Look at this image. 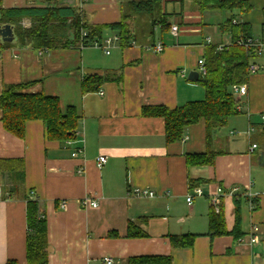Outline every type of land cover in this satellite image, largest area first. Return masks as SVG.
I'll use <instances>...</instances> for the list:
<instances>
[{"label":"crops","instance_id":"crops-1","mask_svg":"<svg viewBox=\"0 0 264 264\" xmlns=\"http://www.w3.org/2000/svg\"><path fill=\"white\" fill-rule=\"evenodd\" d=\"M248 3L251 8L237 18L252 29L261 23L263 30L264 0ZM60 4L78 7L88 24L104 26L102 37L119 35L111 25L122 19V0H1L0 8ZM163 11L166 18L157 14L147 32L138 29L143 15L137 16L127 39L115 41L109 54L80 42L43 48L15 44L0 52V96L9 84L34 81L33 93L57 96L63 108L75 106L81 115L68 143L48 139L42 120H29L25 135H15L3 126L0 109V160L24 161L23 171H0V264H27L29 198L39 200L47 218L48 264H107L105 258L128 264L134 257L156 256H171L173 264H264V75L251 73L247 94L236 96L234 117L246 113L243 131L215 128L207 142L201 120L168 142L164 117L145 114V108L173 109L205 98L204 86L189 74L196 70L203 76L208 37L213 44L231 42L222 26L236 16L234 10H202L195 0H165ZM217 11L228 15L219 23L205 22V15ZM175 24L178 36L171 33ZM159 41L165 48L156 52ZM89 75L104 80L98 90L83 92ZM209 150L215 153L212 165L188 164V155ZM100 155L107 158L102 166ZM137 188L156 195H136ZM219 188L228 230L235 222L234 197L242 200L240 238L209 234L211 199ZM85 198L97 206L85 205ZM131 222L133 232L144 235L129 236ZM254 225L259 241L250 243ZM184 234L197 235L193 246H174L171 237Z\"/></svg>","mask_w":264,"mask_h":264},{"label":"trees","instance_id":"trees-1","mask_svg":"<svg viewBox=\"0 0 264 264\" xmlns=\"http://www.w3.org/2000/svg\"><path fill=\"white\" fill-rule=\"evenodd\" d=\"M163 1L165 0H122L124 5L122 19L111 27L119 31L122 39H127L137 16L148 14L151 19L157 21V14L164 17L168 15L163 11ZM195 2L202 10L239 9L243 12L251 8L248 0H195ZM0 14V24H12L16 35L14 44L0 40V52L15 44L21 47L31 45L34 48L74 46L81 42L83 29L87 30L88 39H95L102 37L100 30L104 28V26L88 24L84 19L83 11L78 7L64 6V4L46 7L0 8ZM24 18L31 19L29 27L22 25ZM233 20L234 18L231 17L222 26L231 34L232 39L225 48L218 50L217 44L206 46L204 55L206 73L199 79L206 91L205 98L190 101L173 109L165 106L145 108V114L164 117L168 142L181 139L187 126L201 120L206 124V138L209 142L213 129L226 126L229 119L239 113L237 108L239 100L232 93V86L249 83L251 75L249 67L255 63L259 54H256L254 49L248 50L236 43L241 35L254 36L252 25L242 21L235 23ZM263 35L264 23L259 36ZM103 80V77L99 75L86 76L82 81L83 92L98 90ZM34 84L35 82L31 81L4 87L0 96L3 126L13 134L23 137L29 120H42L48 139L73 140L81 117L78 109L75 106L63 108L57 96L47 95L42 91L33 93L31 87ZM187 161L189 165H212L215 161V153L209 150L205 153L190 154ZM18 169L24 170L23 160H0V171ZM234 202L235 222L231 230H228L226 225L224 208L220 212H216L214 208L211 209L209 232L211 236L233 235L235 238H240L244 235L241 226L242 200L235 196ZM27 219L29 226L26 243L27 264H48L47 218L36 198L28 199ZM141 235L144 234L133 232L131 222L129 236ZM196 237L195 234L173 235L171 241L177 247H191ZM6 264L19 263L16 260H9ZM128 264H173V258L171 256L134 257Z\"/></svg>","mask_w":264,"mask_h":264},{"label":"built area","instance_id":"built-area-1","mask_svg":"<svg viewBox=\"0 0 264 264\" xmlns=\"http://www.w3.org/2000/svg\"><path fill=\"white\" fill-rule=\"evenodd\" d=\"M87 1L88 0H80V2L82 4L87 2ZM233 21L235 23L239 22L235 18ZM179 31H180V28L177 24L171 26V33L174 36H178ZM87 36H88L87 30L83 29L81 32V42H80L81 46L94 45V46H97L99 48H102L106 54H109L111 52V48L114 46L115 41L120 39V36L117 34H115L113 36H107V37L95 38V39H88ZM207 42L210 44H213L212 38L208 37ZM236 43L244 46L248 50L254 49L256 54H259V55L264 54V35L262 37L261 36H253V37L247 36L246 37V36L241 35L238 38ZM226 45L227 44H217V49L222 50L223 48H225ZM164 48H165V45L162 41L157 42L153 47V49L156 52H161L164 50ZM200 68H201L200 71H201L202 75H205V73H206L205 63H202ZM249 69H250V73H255V72L260 70V67L256 63H252L250 65ZM247 92H248V88H247L246 84H235L232 86V93L235 96H243V95H246ZM262 119L264 120V113L262 115ZM252 130H253V128L250 131H252ZM71 142H72L71 140H68V143H71ZM256 147H257V144H253L252 148L255 149ZM82 151H83V148L80 147L78 149V151L73 152V156H76L79 152H82ZM106 161H107V158L105 155H100L97 158V162H98L99 166H102ZM222 192H223V189L219 188V193L216 196H213L211 199V204H212V206L216 212L221 211L222 201H221L220 194H222ZM134 193L136 195L150 196V197H153L156 195L155 191L149 190V189H142V188L135 189ZM187 201L189 204H192V202H193L192 195H189L187 197ZM83 203L85 205L91 204L93 206H97V202L96 201H90L89 198H85L83 200ZM64 205H65V203L62 202V206H64ZM259 231H260L259 227L257 225H254L253 226V232L250 233L248 235V238H247L250 243H257L259 241V235H258ZM105 263L111 264V263H113V260L111 258H105Z\"/></svg>","mask_w":264,"mask_h":264},{"label":"rangeland","instance_id":"rangeland-1","mask_svg":"<svg viewBox=\"0 0 264 264\" xmlns=\"http://www.w3.org/2000/svg\"><path fill=\"white\" fill-rule=\"evenodd\" d=\"M253 9L254 8H252V10ZM224 12H227V11H224ZM224 12L217 11L216 13H211V15H205L204 16V20L207 23H212V24L213 23L214 24L215 23H219L220 21H222L228 15L227 13H224ZM234 14L236 16V20L241 21L240 18H237V17H239L241 15L240 10L239 11L236 10L234 12ZM140 18H141L142 21L140 19H138V22H137L138 25H139V21H140V25H139L138 29L139 30L141 29L142 31H146L147 32L150 28H152V25H151V17L148 14H144ZM22 25L25 26V27H29L31 25V22L30 23L29 22L28 23H23V21H22ZM261 30H262V24L261 23H259V24H253V32H254V34L260 35ZM257 62L259 63V65H262L263 66V69H260L257 73H254V74L252 73V75H251L252 78L255 77V76H257V75H264V54L259 55V57L257 58ZM204 93H206V91ZM242 102H243V99H242ZM245 115H246V113L243 112V113H240L239 115H237L235 117L233 116V118H230V120L228 122V125L225 126L224 129L227 132L230 129H232V128H236L237 130L243 131V130H241V128H246V123H242V125H241L240 124V120H244L245 121V119H246L245 118ZM236 120H238L239 123H237ZM262 138H263L262 145L264 146V134H263Z\"/></svg>","mask_w":264,"mask_h":264},{"label":"water","instance_id":"water-1","mask_svg":"<svg viewBox=\"0 0 264 264\" xmlns=\"http://www.w3.org/2000/svg\"><path fill=\"white\" fill-rule=\"evenodd\" d=\"M1 17V14H0ZM14 26L12 24H0V40L2 42H12L15 40ZM201 78L200 73L193 70L189 74L190 80H199Z\"/></svg>","mask_w":264,"mask_h":264}]
</instances>
